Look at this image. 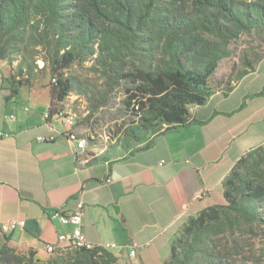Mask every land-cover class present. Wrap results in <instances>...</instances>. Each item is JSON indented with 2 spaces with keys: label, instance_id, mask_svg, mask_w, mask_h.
Returning <instances> with one entry per match:
<instances>
[{
  "label": "trees",
  "instance_id": "16d2710c",
  "mask_svg": "<svg viewBox=\"0 0 264 264\" xmlns=\"http://www.w3.org/2000/svg\"><path fill=\"white\" fill-rule=\"evenodd\" d=\"M253 31L264 35V0H0V62L11 70L2 79L16 96L47 72L48 117L64 110L71 93L86 99L90 113L120 93L123 119L109 147L119 158L203 124L189 107L210 99L209 80L231 55L230 43ZM86 62L100 89L71 72ZM222 194L223 204L188 218L162 264H258L248 235L264 225L263 146L235 162ZM74 250L88 264H117L109 251Z\"/></svg>",
  "mask_w": 264,
  "mask_h": 264
},
{
  "label": "crops",
  "instance_id": "0c3cea01",
  "mask_svg": "<svg viewBox=\"0 0 264 264\" xmlns=\"http://www.w3.org/2000/svg\"><path fill=\"white\" fill-rule=\"evenodd\" d=\"M5 72L0 63V222L23 221L7 234L9 241L40 256L45 244L70 230L55 212L80 210L85 239L114 244L109 252L118 263L136 243L138 264H162L188 218L224 203L222 182L235 162L264 146V95L257 96L264 82L258 77L245 76L228 92L213 90L203 106H190L191 117L203 124L157 136L152 148L116 158L112 142L94 151L85 138L84 150L67 139L64 110L47 115L48 87H21L10 96Z\"/></svg>",
  "mask_w": 264,
  "mask_h": 264
},
{
  "label": "rangeland",
  "instance_id": "374dc122",
  "mask_svg": "<svg viewBox=\"0 0 264 264\" xmlns=\"http://www.w3.org/2000/svg\"><path fill=\"white\" fill-rule=\"evenodd\" d=\"M229 48L231 55L220 61L214 75L209 80V86L213 90H232L238 84L239 75L242 72H247L250 80L258 77L259 81L264 82V35L257 31L241 34L238 39L230 43ZM0 63L5 68V74L8 75L11 72L10 67L6 62ZM13 65L16 66L17 62ZM90 65V62H86L82 66H74L71 72L79 76L84 83L89 81L91 88L96 86L100 89L101 80L88 71ZM39 66H42L41 62ZM33 77V86L47 87L49 85L50 77L47 72L34 74ZM121 99L122 96L119 93L109 105L95 113H90L86 99L71 93L63 102L64 115L74 114L76 116L77 132H75L79 137L83 136L82 139L87 140L91 149L98 151L109 145L111 140L114 142L117 131L120 132L123 119V112L119 110ZM7 234L0 231V264H88L89 259L78 255L72 248L56 249L40 256L28 246L7 241L5 238ZM248 241H252V249L248 255H252L253 260L257 259L258 264H264V256H262L264 225L254 227L252 233L248 235ZM96 251L104 250L96 249ZM136 258L137 256L131 258L127 255L124 262H117V264H138Z\"/></svg>",
  "mask_w": 264,
  "mask_h": 264
},
{
  "label": "built area",
  "instance_id": "2783aa9c",
  "mask_svg": "<svg viewBox=\"0 0 264 264\" xmlns=\"http://www.w3.org/2000/svg\"><path fill=\"white\" fill-rule=\"evenodd\" d=\"M12 118L14 117L10 116V119ZM61 119L66 128L65 136L69 141L76 143L77 147L80 149V147H82V137H79L74 130L76 116L74 114H67L63 115ZM161 164H163V162H161ZM55 214L58 217L60 225L62 227H70V230L60 232L57 236V241L55 244H45L43 246L45 253L49 254L50 251L63 248H93L103 249L105 251H109L116 248L114 244H92L85 239L80 226L82 220V213L80 210H76L72 213H64L58 210L55 212ZM23 226V221L0 222V229L6 233H10L11 231L17 228H22ZM138 248L139 246L136 243L128 245V256L134 258L136 256V251Z\"/></svg>",
  "mask_w": 264,
  "mask_h": 264
},
{
  "label": "bare ground",
  "instance_id": "6f19581e",
  "mask_svg": "<svg viewBox=\"0 0 264 264\" xmlns=\"http://www.w3.org/2000/svg\"><path fill=\"white\" fill-rule=\"evenodd\" d=\"M84 144H85V140H84V139H82V147H80V149H83V148H84V147H83V146H84ZM0 231H1V232H4V231H3V230H1V229H0ZM4 233H6V232H4ZM84 249H87V250H92L93 248H84ZM53 251H54V250H53ZM53 251H50V252H53Z\"/></svg>",
  "mask_w": 264,
  "mask_h": 264
}]
</instances>
